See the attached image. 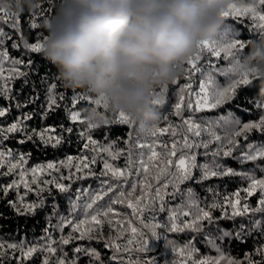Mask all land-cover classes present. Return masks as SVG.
Listing matches in <instances>:
<instances>
[{
  "label": "trees",
  "instance_id": "1",
  "mask_svg": "<svg viewBox=\"0 0 264 264\" xmlns=\"http://www.w3.org/2000/svg\"><path fill=\"white\" fill-rule=\"evenodd\" d=\"M0 3L8 6L9 0H0ZM231 4H235L237 8L256 6L257 11L264 14V5H259V0H231ZM55 8L49 3V0H41L40 8L35 13H30L26 8L25 11L18 15L13 14L7 22L0 21V31L6 33L10 39H5L3 45H0V50H7L9 59L0 62V68L3 69L4 77L9 78V72L12 69H16L26 75L18 78L12 77L8 80V86L10 87V99H4L0 97V106L7 107L8 112L5 117H0V128H6L11 123L15 122L18 117L23 115H30V120L24 121L25 131L31 133L32 130H43L46 128L55 129L54 136L62 138V143L53 148L50 144L45 145L39 139L33 137V139H26L24 133H10L7 139L0 138V151L6 153L10 151L11 157L6 156L5 163L8 161L15 162L21 155L26 157V162L23 165L24 169H28V174L25 176V180L29 182L31 190L25 189L23 184L19 188L10 189L8 194H4L0 191V244L5 245L4 251L7 256L4 258L3 264H42L45 253L37 252L29 260H21L20 252L7 249L8 244H21L27 246H42L46 244L49 238L58 242L61 236H67L71 232V228L65 226L63 230L57 227L62 217H68L69 219L79 220L84 217L83 205L90 202V194H94L101 187V180L108 179L114 187V191L108 193L104 197L103 201L94 205V209L102 206L109 199H115L119 195V190L131 191V183L137 181L138 177L133 172L128 177V182L123 180L116 181L109 177H100V173L103 167V160L108 159L110 163L121 169L125 166V158L121 156L119 159L111 160L106 153H100L97 155L90 146L89 149H84L83 143L86 142V136L82 137V133L90 135L97 141L100 147H106L113 145V150L125 149V141L129 138V133H136L140 129L137 125L120 124L117 120L116 113H109L107 110L98 107L97 111L101 112L108 123L98 125L96 128L88 129L86 123L71 121L69 117V110L71 109V101L76 97H86L87 100H82L77 103L76 110L80 111L83 118V112L89 108V101L94 97L88 94L82 89H67L63 86L58 79L57 70L53 65L47 62L41 53H32L24 45L27 43H35L39 39L42 43L46 31L43 27L44 21L54 15ZM2 15V14H0ZM37 23L38 27L35 29L30 28L32 22ZM259 23L258 20H254L251 13H246L243 16H228L223 18V24L218 30L214 42L218 45H225L235 40H239L245 45L251 40H256L258 36L264 35V32L254 27ZM13 44H17V47H13ZM249 47L245 46L239 55L247 54ZM196 51L191 56L195 58ZM13 60H19L23 63L13 64ZM31 60L32 64L28 61ZM198 66L201 68V72L191 79H185L187 76L186 69L188 65L186 60L182 62L180 67L181 75L176 84L169 85L168 92L165 94L164 103L157 107L159 113V120L155 123L158 128H166L169 124L180 125L182 119L188 118L192 115V119L200 124H204L205 120H216L221 116L236 118L241 121L238 127H242L245 122H256L261 114H264V103L257 99L259 91V83L256 82L255 87H241L238 88L233 99L227 102L215 110H205L201 113H190L186 104L190 99L195 105L196 95L198 91L199 80L204 78L203 73L212 72L214 79L220 86H227L231 82L230 73L228 76H221L214 71V67L224 68L228 67L229 60L224 59V54L221 53V57H213L208 52L201 54L200 60L197 61ZM2 82V81H0ZM191 83V90H185L181 92L183 84ZM55 84L56 88L53 90L58 107H54V110L45 115L44 108L46 106L47 88L49 85ZM159 90H157L158 92ZM63 94L64 99H60V95ZM185 96V102L182 104L181 116L174 115V104L179 101V96ZM31 101V102H30ZM17 104L20 107H17ZM94 106V105H93ZM67 128H72L73 131L69 133ZM215 131L221 137L224 136V131L216 127ZM190 139L194 142H199L201 139H208L207 132H202L200 137L188 134ZM182 136L172 137L170 132L160 134L157 133L155 137L144 134L143 143L157 144L155 150L162 151V147L159 145L166 143L168 147H171L173 139L182 140ZM239 147L234 150L233 155L225 157L222 154L217 157L204 156V149H194L197 153V161L199 164L209 163L212 164L213 160L219 163L224 168H232L238 175L234 176H218L210 178L203 182H197L196 179L186 181L182 184L181 193L177 194L175 199L166 197V201L169 207L177 206L184 211H190L194 213L196 206L205 210H210L214 218H219L224 215H230L232 209L228 203L229 199H235L234 194L239 192L240 206L248 204L250 207H255L259 199L258 194H254L251 197H247V194L243 191L250 181L246 179V176L251 175L256 179H264V160L248 161L245 163L239 162V157L242 151H247V144H253L255 146L264 145V133L259 130H253L247 134L241 135L236 138ZM24 141L21 143L20 141ZM226 144V141H225ZM220 147L219 142H213L209 145V152L216 150ZM145 154H150L151 149L145 147L142 150ZM93 155L97 156V162L90 165V169H84L82 172L77 173L76 168L61 166V162H66L68 157L73 158V165L79 162L80 157H88L89 160ZM145 155V159H146ZM176 157H173L175 160ZM48 163L56 164L58 167L55 170H48L42 174H38L37 183L33 184L31 169L34 167H40L47 165ZM89 170L95 172L97 175L87 176L84 179H76L78 175H84ZM17 169L11 175H0V186H5L12 182V180H19ZM7 172V167H0V173ZM70 174H75L71 179H61L67 177ZM193 176L199 177V169L193 170ZM143 179V177H139ZM57 180L65 185H70V190L67 193H59L52 185L44 184V181ZM39 187H44L43 193L38 192ZM191 188L194 193L195 205L189 206L187 203V197L183 193ZM77 189L82 190L79 200H76ZM49 190L51 194H49ZM168 191H171L169 188ZM38 195H42L44 198V206L37 209L33 214H18L13 207L9 205V201H18L21 197L24 202L31 203L37 201ZM134 195H140L139 188ZM151 195V193H150ZM70 199L75 200L77 203V209L72 216H69ZM217 204V207L212 208V204ZM55 205V213L53 206ZM113 213L110 216L113 218V223L117 220L123 221L125 217L131 222L132 226L136 227L138 231L144 232L149 238V251L139 252L137 248L139 245H129L130 252H122L119 255L123 260H111L113 250L105 247V241L107 240L110 232L107 224L101 229L104 239L101 240H73L68 245H60L59 243H53V247L58 251L50 257V264H55L57 257L66 254L67 259L71 260L73 257H77L76 264H90V258L88 256L74 253V248L78 245L82 247H90L98 251L101 255V261L95 262V264H127L131 259L133 262L140 260L142 264H180L183 259L179 254L174 252L173 245L176 248H182L187 242L198 250L194 254V259H200L203 257H216L217 251L212 248L207 238L209 234L211 238L215 239L220 235L222 231H228L232 235L224 237L223 239H216L215 242L221 249L222 253L226 257L235 258L247 262L244 260L248 255L252 260L260 262L262 259L258 250L264 248V213H251L237 217L233 219H217L215 224L208 225L205 222V227L201 233H194L185 231L183 233H171L165 232L163 228L157 229L160 233L159 239H152L148 229H145L140 222H160L161 224L167 221L168 213H156V220H152V214L146 213L140 219H137L133 215V211L129 209L125 204H113ZM91 211V210H89ZM58 213V215L56 214ZM188 217L187 219H190ZM182 215L179 217L178 223L185 220ZM255 221H260V224L253 228L252 224ZM245 225V231L241 233L240 238H236V233L239 231V226ZM112 235H116V229H111ZM78 235V233L76 234ZM132 238L130 231H125L124 234L116 241L119 244H126L127 240ZM167 240L173 241V245L166 247ZM63 248V253L59 251ZM16 257V258H13ZM190 264V262H187Z\"/></svg>",
  "mask_w": 264,
  "mask_h": 264
},
{
  "label": "snow or ice",
  "instance_id": "2",
  "mask_svg": "<svg viewBox=\"0 0 264 264\" xmlns=\"http://www.w3.org/2000/svg\"><path fill=\"white\" fill-rule=\"evenodd\" d=\"M259 5H264V0H259ZM246 13H251L254 20H258L259 23L255 24L254 27L261 32H264V14L257 11L256 6H249L243 8H237L235 4H230L229 7L221 13V17L225 18L228 16H243ZM0 21L7 22L8 19L13 15L8 11V6L0 3ZM18 15H17V24L14 27L18 26ZM38 25L34 21L30 24V28L35 29ZM5 39H10L6 33L0 31V45H3ZM44 39V38H43ZM17 44H13V47H17ZM32 53H39L42 43L37 40L35 43H27L24 45ZM245 43L235 40L231 43L225 45H218L214 41H205L202 45H199L196 49L195 58L189 57L186 60L188 65L187 76L185 79H191L201 72L200 66H198L197 61L200 60L201 54L203 52H208L213 57H221V53L224 54V59L229 60L228 67L217 68L214 67V71L221 76H228L230 73L231 82L227 86H220L217 84L212 72L203 73L204 78L199 80L198 91L195 92L196 100L195 105L189 99L186 104L187 110L192 113H201L205 110L211 111L220 108L225 105L227 102L231 101L236 94L238 88L241 87H255L257 79L254 75L248 72H241L239 70V53L245 47ZM9 59V54L7 50H0V62L6 61ZM13 64L23 63L19 60H13ZM29 64H32V61H28ZM26 75L16 69H12L9 72V78L20 77ZM9 78L4 77L3 69L0 68V97L4 99H10V87L8 86ZM174 82V84H176ZM56 88L55 84L49 85L46 92V106L44 108L45 115L49 114L54 110V107H58L57 98L53 92ZM185 90H191V83L183 84L181 92ZM168 92V88L160 89L155 93L156 96L161 97L160 103H164L165 94ZM60 99H64L63 94L60 95ZM82 100H87L86 97H76L71 101V109L69 110V119L74 123H86L88 129L96 128L98 125L86 121L81 117L80 111L76 110V105ZM179 101L174 104V115L181 116L182 104L185 102V96L180 95ZM31 102V101H30ZM94 105V106H93ZM17 107H20L17 104ZM101 107L107 110V105L99 98H93L89 101V108H92L96 115L108 123L109 121L106 117L99 111L97 108ZM8 112L7 107L0 106V117H5ZM117 120L120 124H127L131 126L132 122L130 118L124 113H116ZM32 117L30 115H23L18 117L15 122L11 123L6 128H0V138L7 139L8 134L10 133H24L26 139H39L45 145H51L53 148L59 146L62 143V138L59 136H54L51 133H54L55 129L46 128L40 131L32 130L31 133L25 131L24 121L30 120ZM241 124V121L236 118H229L221 116L216 120H205L204 124L195 122L192 119V115H189L188 118L182 119L180 125H171L169 124L166 128H158L156 125H152L147 130H139L136 133H129V138L125 141V149L113 150V145H108L106 147H100L96 140H94L90 135L82 133V137L86 136V142L83 143L84 149H89L92 147V150L99 155L100 153H106L111 160L119 159L121 156L125 158V166L123 169L114 166L109 162L108 159L103 160V167L98 174L100 177H109L112 180L120 181L123 180L125 183L128 182V177L133 172L138 177L137 181L131 183V191H119V195L115 199H109L105 202L104 205L99 206L94 209V205H97L98 202L103 201L104 197L114 191L112 183L108 179L101 180V187L94 194H90V202L84 204V217L79 220L69 219L68 217H62L57 224V227L63 230L65 226L71 228V232L67 236H61L58 242L52 241L50 238L48 242L42 246H27L25 247L23 243L21 244H8L7 249L13 251H19L21 260H29L33 254L37 252L45 253L42 264H50V257L54 255L58 249L53 247V243H59L60 245H68L73 240H101L104 239V236L101 232V229L107 224L110 229L107 240L105 241V247L113 250L111 260H123L119 255L122 252H130L131 249L129 245H139L137 251L147 252L149 251V238L145 235L144 232L138 231V229L132 226L131 222L125 219L123 221L117 220L113 223V218L110 216L113 213V204H125L129 209L133 211V215L140 219L146 213L152 214V220H156V213H168L167 221L163 224L160 222H145L140 220L143 227L148 229L152 239H159L160 233L157 232V229L163 228L165 232L171 233H183L185 231H190L194 233H201L205 227V222L208 225L215 224L217 219H235L237 217L244 216L251 213H264V179H256L251 175L246 176V179L250 181L248 186L243 189L247 194V197H251L254 194L259 195L257 205L255 207H250L248 204H243L240 206V195L239 192L234 194L235 199H229L228 203L232 209L230 215H224L219 218H214L210 210H205L199 208L195 205L194 193L191 188L187 189L183 195L187 197V203L189 206H196V211L194 213L190 211H184L182 208L177 206L169 207L166 201V197L170 199H175L177 194L181 193V185L186 181L196 179V181L203 182L209 180L213 177L218 176H234L238 175L235 170L232 168H224L219 163H216L213 160L212 164L204 163L199 164L197 161V153L194 149L203 148L205 151L204 156L211 155L212 157L220 156L221 154L225 157H230L233 155L235 149L239 147L237 137L247 134L253 130H259L264 133V114H261L256 122H245L242 127H238ZM219 127L224 131V136L221 137L215 131V128ZM66 131L71 133L72 128H67ZM170 132L172 137L182 136V140L173 139L171 147L169 148L166 143L159 145L162 147V151H156L155 148L157 144L153 142L152 144H145L142 141V138L145 133L150 136L155 137L157 133L164 134ZM202 132H207L208 139H201L199 142H194L190 139L189 133L193 136L200 137ZM226 141V144H225ZM23 143L24 141H20ZM213 142H219L220 147L214 151L209 152V145ZM148 147L151 149L150 154H145L142 150ZM247 151H242L241 156L238 158L240 163H245L248 161H257L264 160V145L255 146L253 144H247ZM146 155V159H145ZM7 157H11L12 153L8 151H0V167H7V172L0 173V175H11L20 169L18 172L19 180H12L11 183L0 186V191L5 195L8 194L10 189L19 188L23 184L25 189L31 190L29 182L25 180V176L28 174V169H24L23 165L26 162V157L21 155L15 162L8 161L5 163ZM173 157H176L173 160ZM97 162V156L93 155L89 160L88 157H80L79 162L73 165V158L68 157L66 162H61V166L65 167H75L76 172L80 173L84 169H90L91 164ZM57 165L53 163H48L47 165L34 167L31 171L32 183H37L38 174H42L45 169L55 170ZM199 169L200 176L194 177L193 170ZM75 174H70L67 177H62L61 179H71ZM97 175L95 172L89 170L84 175L76 176V179H84L87 176ZM143 177V179H139ZM44 184L52 185L59 193H67L70 190V185H65L64 183L57 180L44 181ZM139 188L140 195H134V193ZM171 188V191H168ZM45 191L44 187H39L38 192L43 193ZM82 190L77 189L76 200L80 199ZM151 193V195H150ZM49 194H51L49 190ZM9 205L15 209V211L20 215L33 214L37 209L44 206V198L42 195H38L37 201L26 203L21 197L18 201H9ZM77 203L75 200L70 199V209L69 216H72L76 209ZM212 208L217 207V204H212ZM55 213V205L53 206ZM91 210V211H89ZM58 215V213H56ZM185 217L183 221L177 222L180 216ZM190 219H187L190 217ZM260 224V221H255L252 224V227L255 228ZM111 229H116V235L113 236ZM130 231L132 238L127 240L126 244H119L116 241L124 234L125 231ZM245 231V225L241 224L239 226V231L236 233V238L239 239L241 233ZM78 233V235H76ZM232 235L228 231H222L219 236L215 239L211 238L209 234L207 238L208 244L214 248L218 255L216 257H203L200 259H194V254L198 251L191 242H187L182 248H176L173 245V241L167 240L166 247L168 245H173V251L179 254L183 259L180 261V264H244L243 261L237 260L235 258L226 257L222 253L219 246L216 244V239H223ZM5 245L0 244V264H3L4 258L7 256V253L4 251ZM63 253V248L59 249ZM74 253L83 254L90 258V264H95V262L101 261V255L95 249L90 247H82L80 245L74 248ZM258 253L264 258V248L258 250ZM16 258V257H13ZM77 257L68 260L66 254L57 257L55 264H76ZM244 260L247 264H264V259L260 262L254 261L250 256L246 255ZM102 264V262H101ZM127 264H142L140 260L133 262L131 259L128 260ZM147 264V262H144Z\"/></svg>",
  "mask_w": 264,
  "mask_h": 264
},
{
  "label": "clouds",
  "instance_id": "3",
  "mask_svg": "<svg viewBox=\"0 0 264 264\" xmlns=\"http://www.w3.org/2000/svg\"><path fill=\"white\" fill-rule=\"evenodd\" d=\"M54 15L43 24L40 53L67 89H82L124 113L141 130L160 118L157 90L174 84L183 61L213 41L231 0H49ZM41 0H9L8 11L35 13ZM239 70L259 83L264 103V35L246 45ZM83 118L104 121L92 108Z\"/></svg>",
  "mask_w": 264,
  "mask_h": 264
}]
</instances>
